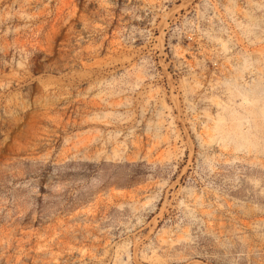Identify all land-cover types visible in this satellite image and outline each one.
Returning a JSON list of instances; mask_svg holds the SVG:
<instances>
[{
	"label": "rangeland",
	"instance_id": "obj_1",
	"mask_svg": "<svg viewBox=\"0 0 264 264\" xmlns=\"http://www.w3.org/2000/svg\"><path fill=\"white\" fill-rule=\"evenodd\" d=\"M0 264H264V0H0Z\"/></svg>",
	"mask_w": 264,
	"mask_h": 264
}]
</instances>
